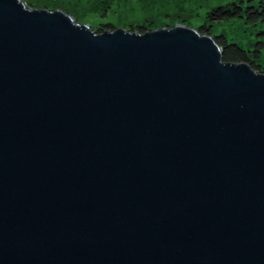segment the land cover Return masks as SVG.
<instances>
[{"label":"water","instance_id":"obj_1","mask_svg":"<svg viewBox=\"0 0 264 264\" xmlns=\"http://www.w3.org/2000/svg\"><path fill=\"white\" fill-rule=\"evenodd\" d=\"M0 264H264V68L0 0Z\"/></svg>","mask_w":264,"mask_h":264},{"label":"rangeland","instance_id":"obj_2","mask_svg":"<svg viewBox=\"0 0 264 264\" xmlns=\"http://www.w3.org/2000/svg\"><path fill=\"white\" fill-rule=\"evenodd\" d=\"M233 1L239 0H24L27 7H67L92 29L110 23L112 28L126 30L137 29L138 25L146 28L201 25L208 10ZM213 31L235 39L249 50L257 45V41L264 43L253 26L239 19L216 24ZM258 62L264 65V46Z\"/></svg>","mask_w":264,"mask_h":264},{"label":"trees","instance_id":"obj_3","mask_svg":"<svg viewBox=\"0 0 264 264\" xmlns=\"http://www.w3.org/2000/svg\"><path fill=\"white\" fill-rule=\"evenodd\" d=\"M231 19H239L244 23L255 28L258 37L264 39V0H243L229 2L223 5H216L206 12L205 22L200 26L218 37L223 41V60H239L252 58L261 67L264 65L258 62L259 53L264 46L262 41H257V45L249 50L235 39L228 38L223 33L213 31V27L224 21ZM110 23H103L95 28L96 31L102 32L111 29ZM146 28L138 25L137 29Z\"/></svg>","mask_w":264,"mask_h":264}]
</instances>
